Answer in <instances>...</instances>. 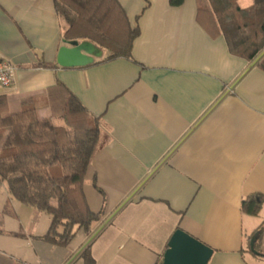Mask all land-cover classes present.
<instances>
[{
  "label": "crops",
  "instance_id": "1",
  "mask_svg": "<svg viewBox=\"0 0 264 264\" xmlns=\"http://www.w3.org/2000/svg\"><path fill=\"white\" fill-rule=\"evenodd\" d=\"M118 1L139 29L131 57L101 51L65 67L53 0H0V58L15 66L12 86H0L9 111L34 97L37 116L55 122L45 98L60 82L99 118L83 192L110 221L90 243L93 264H158L177 228L213 249L207 264H264L247 246L264 200L256 216L241 210L246 196L264 197V70L228 51L197 19L196 0ZM49 223L0 181V264H66L89 238L78 230L52 245L38 239Z\"/></svg>",
  "mask_w": 264,
  "mask_h": 264
},
{
  "label": "trees",
  "instance_id": "2",
  "mask_svg": "<svg viewBox=\"0 0 264 264\" xmlns=\"http://www.w3.org/2000/svg\"><path fill=\"white\" fill-rule=\"evenodd\" d=\"M183 2L169 0L176 7ZM53 3L64 22V40L93 43L106 52L103 60L131 57L139 29L118 0ZM196 3L197 19L223 36L231 54L264 70V0H251L247 6H242L240 0ZM45 99L55 122L37 116L34 97L23 98L20 109L9 112L6 96L0 95V181L7 183L9 193L17 201L50 216L48 229L38 239L66 246L78 230L87 234L88 240L74 257L81 256L84 264H93L88 249L100 231L92 237L98 230H93L92 224L99 222V227H104L110 221V217L104 216V207L97 212L88 207L83 192L84 176L100 137L99 118L90 114L60 82L47 91ZM263 200L261 194L246 196L241 210L256 216ZM262 229L263 225L255 230L259 232L257 241L262 237Z\"/></svg>",
  "mask_w": 264,
  "mask_h": 264
},
{
  "label": "water",
  "instance_id": "3",
  "mask_svg": "<svg viewBox=\"0 0 264 264\" xmlns=\"http://www.w3.org/2000/svg\"><path fill=\"white\" fill-rule=\"evenodd\" d=\"M263 54V52L261 53ZM101 50L89 41H66L58 49L57 63L60 66L74 67L85 66L91 63L94 57H99ZM254 64V62L252 63ZM103 225L98 228L92 237L95 236ZM259 232L255 231L249 238V249L256 255H264L255 249ZM213 249L204 244L196 237L186 231L177 228L171 234L167 248L165 249L160 264H207L212 256Z\"/></svg>",
  "mask_w": 264,
  "mask_h": 264
},
{
  "label": "built area",
  "instance_id": "4",
  "mask_svg": "<svg viewBox=\"0 0 264 264\" xmlns=\"http://www.w3.org/2000/svg\"><path fill=\"white\" fill-rule=\"evenodd\" d=\"M15 66L10 61L0 58V86L11 87L14 81Z\"/></svg>",
  "mask_w": 264,
  "mask_h": 264
},
{
  "label": "rangeland",
  "instance_id": "5",
  "mask_svg": "<svg viewBox=\"0 0 264 264\" xmlns=\"http://www.w3.org/2000/svg\"><path fill=\"white\" fill-rule=\"evenodd\" d=\"M250 3V0H240V4L242 5V6H246V5H248ZM102 52H105L104 50H101ZM10 112V111H9ZM1 144H3V142L1 143ZM259 229V228H258ZM263 234H262V237H261V239H259L258 241H256L255 243L257 244V247L259 248L258 249V251L259 250H262V253L264 254V224H263ZM249 245V243H247V246Z\"/></svg>",
  "mask_w": 264,
  "mask_h": 264
}]
</instances>
